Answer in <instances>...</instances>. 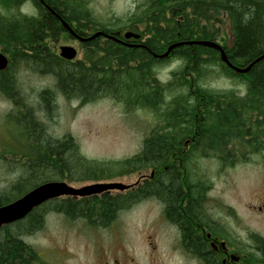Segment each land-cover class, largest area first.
<instances>
[{
	"label": "trees",
	"instance_id": "trees-1",
	"mask_svg": "<svg viewBox=\"0 0 264 264\" xmlns=\"http://www.w3.org/2000/svg\"><path fill=\"white\" fill-rule=\"evenodd\" d=\"M2 1L8 8L20 3ZM44 1L48 8L40 9L37 18L0 19V51L9 56V66L0 72V94L14 106L7 120L20 127L35 150L29 146L32 153L19 160L13 153L12 160L0 153V163L20 170V175L0 190V206L64 175L73 182L104 180L118 173L113 168H121L123 173L167 168L157 178L161 186L153 179L129 198L133 203L159 188L171 199L180 191L179 173L174 168H199V159L232 166L263 147L264 58L248 72L239 74L220 60L217 50L201 45H179L167 57L159 56L176 43L214 41L218 30L209 23L225 14L231 24L232 41L220 47L233 66L246 68L264 55V0H143L133 13L116 19L111 27L96 23L87 10V0ZM57 16L78 36L88 37L100 31L123 43L98 36L81 42V59L64 60L48 46L62 34L73 39ZM137 26L139 39L126 40L121 29L134 30ZM89 30L92 33L88 34ZM171 59H177L179 67L164 82L156 74V67ZM20 68L52 78V88L38 93L46 117L53 114L56 94L80 104L107 98L121 103L127 112L149 110L157 119L154 128L133 156L118 162L89 161L69 136L58 139L46 133L18 88L15 72ZM218 75L234 88H211L210 80ZM93 201L53 199L23 219L1 227L0 262L28 263L37 259L21 238L40 230L49 212L77 214L93 226L108 224L112 220L111 201ZM126 202L115 200L113 209ZM102 214H106L105 219Z\"/></svg>",
	"mask_w": 264,
	"mask_h": 264
},
{
	"label": "rangeland",
	"instance_id": "rangeland-1",
	"mask_svg": "<svg viewBox=\"0 0 264 264\" xmlns=\"http://www.w3.org/2000/svg\"><path fill=\"white\" fill-rule=\"evenodd\" d=\"M26 0H20L16 9L5 6L0 0L1 17L11 20L21 14L29 16L31 9L24 5ZM143 0H87L86 7L91 17L105 26H113L116 19H124L135 11ZM26 3V2H25ZM209 25L218 30L214 41L220 46L231 44V24L225 14H222ZM115 28V27H113ZM121 29V33H139L140 28ZM92 33V31L87 32ZM92 35V34H91ZM135 40L133 38H130ZM138 40V39H136ZM48 46L59 54V47L71 46L77 50L76 59H81L83 50L81 43L75 38L70 39L62 34L57 41L48 42ZM179 67L177 59L161 63L156 67V74L160 80L166 82L170 72ZM16 74V82L22 96L34 110L36 118L45 126L46 133L54 138L65 135L72 138L79 153L89 161L118 162L136 154L142 146L144 138L154 128L156 118L149 110L136 109L127 112L121 103L111 99H97L80 104L78 101L66 100L56 94L55 109L52 116L46 117L39 103L38 93L52 88L53 81L49 76H41L27 68H20ZM209 81V80H208ZM207 81V82H208ZM211 88L225 91L234 88L232 83L218 75L212 79ZM13 105L0 94V153L6 154L8 160L14 156L19 160L23 155H29L34 150L33 143L22 133L17 124L7 120V114L12 111ZM32 150L30 151V147ZM35 151V150H34ZM199 168H208L212 175V194L226 187L227 199L232 201L237 195L243 200L252 197L250 187L256 180H262L264 155H251L248 159L235 163L232 166H223L214 159L198 160ZM219 168L228 169L226 174ZM118 173L104 180L70 181L68 175L60 180L72 187L79 188L95 182H119L131 184L144 173L149 171L123 173L121 168H113ZM121 170V171H120ZM20 175L19 169H10L0 163V190L6 189ZM261 175L260 179L257 176ZM131 203L125 212H122L114 221L112 227L106 225L94 226L85 221L66 220L63 214L49 212L45 215L43 226L33 232L28 238L22 237L30 250L36 254L33 264H88L92 258V249L96 242H106L107 245H123L126 250L141 264H149L148 254L152 251L155 258L162 264H182L175 254L170 252L168 244L170 238L167 233L158 227L156 209L151 201ZM254 222V218L251 219ZM88 225V226H87ZM109 228V229H108ZM119 232V233H116ZM114 234H119L114 237ZM153 247V248H152Z\"/></svg>",
	"mask_w": 264,
	"mask_h": 264
},
{
	"label": "flooded vegetation",
	"instance_id": "flooded-vegetation-1",
	"mask_svg": "<svg viewBox=\"0 0 264 264\" xmlns=\"http://www.w3.org/2000/svg\"><path fill=\"white\" fill-rule=\"evenodd\" d=\"M25 2H23L24 5H28L31 9L29 16L21 14L22 17L17 15V18H37L40 9L48 8L44 0H26ZM16 6L18 3L11 9H16ZM56 20L61 24L62 19L59 16ZM4 55L9 66V56ZM262 146L252 151L253 155H264V143ZM174 169L179 173L180 190L176 191L174 198H168V195L158 188L154 194L145 196L138 202H153L158 227L170 238L168 244L170 252L175 254L182 264H264V168H259L263 170L262 180H256L249 188L252 191V197L243 200L237 195L232 201L227 199L226 187L218 195L211 193L213 186L210 169ZM219 169L226 174L228 169L235 168ZM166 170L167 168L149 170L148 175L144 173L135 182L124 184L128 188L122 191L110 190L86 197L63 196L59 199L75 203L93 200L111 201L109 212L112 220L105 227H112L117 217L130 208L129 197L140 192V189L150 184L153 179L159 184L160 181L157 182V178H161L162 172ZM258 177L260 179L261 175ZM118 199L127 201L128 206L113 209V202ZM63 216L66 220L86 222L85 217L77 214H68V216L63 214ZM105 216L106 214H102V218ZM253 218L254 222L251 221ZM31 234L23 237L28 238ZM118 235L114 234V237ZM21 241L28 245L23 239ZM94 244L92 258L88 264H141L139 259L136 260L131 256L121 244L110 246L105 241ZM29 247V253H31L32 247ZM148 260L149 264H162L158 258H155L152 251L148 254ZM0 264H33V261L22 263L20 260H15L0 262Z\"/></svg>",
	"mask_w": 264,
	"mask_h": 264
},
{
	"label": "water",
	"instance_id": "water-1",
	"mask_svg": "<svg viewBox=\"0 0 264 264\" xmlns=\"http://www.w3.org/2000/svg\"><path fill=\"white\" fill-rule=\"evenodd\" d=\"M61 25L69 33V35H71L73 38L76 39V41L80 43L87 42L98 36H103L105 38H111L112 40L121 42L114 35L104 34L100 31L88 37H81V36H78L76 33H74L65 21L62 20ZM124 38L126 40H129L130 38H133L136 40V39H139V35L132 33V32H126L124 33ZM183 44L201 45V46H205V47H209L214 50H217L219 52L220 60L229 69L239 74L248 72L251 66L255 62L264 58V55L260 56L259 58L254 60L252 63H250L246 68H239V67L233 66L228 61L227 57L225 56L223 49L215 41H189V42H184V43H176V44L169 46L166 52L160 55L159 57H163V58L167 57L171 49L179 45H183ZM58 55L64 60L72 61L76 58L77 50L71 46H61L59 47ZM7 66H8V60L6 56L0 51V71H4L7 68ZM126 188H128L127 185H124L119 182H95L93 184L82 186L79 188L72 187L62 181L45 182L29 190L24 195L13 200L12 202L7 203L3 206H0V228L23 219L34 208L44 204L47 201L53 200V199H58L63 196L86 197L90 195L100 194L102 192L110 191V190L122 191Z\"/></svg>",
	"mask_w": 264,
	"mask_h": 264
},
{
	"label": "bare ground",
	"instance_id": "bare-ground-1",
	"mask_svg": "<svg viewBox=\"0 0 264 264\" xmlns=\"http://www.w3.org/2000/svg\"><path fill=\"white\" fill-rule=\"evenodd\" d=\"M71 36V35H70Z\"/></svg>",
	"mask_w": 264,
	"mask_h": 264
}]
</instances>
